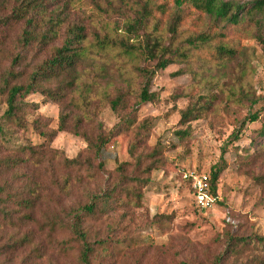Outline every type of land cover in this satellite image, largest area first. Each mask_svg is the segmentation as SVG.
I'll return each mask as SVG.
<instances>
[{
	"label": "rangeland",
	"instance_id": "obj_1",
	"mask_svg": "<svg viewBox=\"0 0 264 264\" xmlns=\"http://www.w3.org/2000/svg\"><path fill=\"white\" fill-rule=\"evenodd\" d=\"M145 2L166 3V11L156 13L158 28L166 29L175 11L172 0L50 1L42 24L57 12L64 23L48 44L29 49H22L18 42L21 23L0 25V88L5 72L12 66L17 72L14 79L23 80L51 47L60 43L66 25L82 22L90 38L102 31L120 38L126 35L124 23ZM181 16L176 42H185L189 33L220 30L224 36L216 37L213 43L221 41L233 47L234 57L223 59L210 49H200L193 50L188 65L176 58L152 78L150 88L157 92L158 99L140 104L136 112L132 108L140 79L129 73L130 64H124L123 76L116 75L109 59L105 77L111 82L110 92L117 88L128 91L124 112L131 113L136 122L118 131L101 150L104 169L97 175L88 177L86 170L61 166L60 155L75 156L85 147L84 139L70 131H59L46 144L39 130L57 128L59 105L42 101L39 92L25 97L26 102H37L38 107L26 109L24 128L10 125L12 141L36 145L50 153L40 165L26 161L0 173V187L5 194L16 199L19 195L29 197L34 191L31 196L38 198L30 207L18 203L20 199L0 205L6 207L0 211V264H79L81 242L72 231V216L94 193L113 185H117L116 197L99 204L81 224L95 250L93 261L214 264V259L225 252L220 264H264V135L259 133L264 130V9L245 15L238 25H226L188 6L182 7ZM16 54L21 55L17 64L11 61ZM177 70L182 72L173 75ZM232 92L237 95L235 99ZM208 96L214 97L210 109L201 118L189 121L188 135L179 138L175 130L185 127L179 123V111L189 101ZM5 108V93L0 89V116ZM91 110V122L83 124L88 132H94L97 124L110 130L121 120L106 101L94 102ZM255 111L259 112L258 119L244 122L241 134L234 139V129ZM74 112L79 113L77 109ZM143 121L150 126L147 136L141 139L137 127ZM69 124L72 126L73 120ZM134 143L138 146L131 155ZM10 146L4 147L1 154H19ZM154 147L160 150L158 157L163 165L150 172L136 204L125 192L133 186L120 183L117 168L120 162H127L130 165L124 174L137 173L135 156L149 153ZM223 149L226 168L217 180L218 203L199 209L181 172L208 173ZM148 162L146 159L145 164ZM230 236H248L252 241L229 252Z\"/></svg>",
	"mask_w": 264,
	"mask_h": 264
},
{
	"label": "trees",
	"instance_id": "obj_2",
	"mask_svg": "<svg viewBox=\"0 0 264 264\" xmlns=\"http://www.w3.org/2000/svg\"><path fill=\"white\" fill-rule=\"evenodd\" d=\"M50 1L56 0H0V25L21 23L18 42L22 49H29L33 45H46L58 36L64 23L58 12L54 16L48 17L43 22L44 26L41 27L47 3ZM59 1L67 4L71 0ZM172 2L175 11L172 13L171 21L166 29L158 28L156 18L157 12L164 13L166 11V3L152 5L145 2L141 3L134 16L124 23L123 30L126 35H121L120 38L109 35L106 31L95 33L90 38L85 24L82 22L71 23L65 26L60 43L52 46L50 53L37 62L23 80L14 79L17 72L12 70L13 66L10 67L2 78L0 88L1 92L5 93L6 103V108L0 116V173L15 169L26 161L40 165L41 162H44L45 155L50 153L36 145L12 141L10 125L24 128L26 126L23 122L26 109L38 107L37 102H26L25 97L31 93L39 92L42 95V101H52L59 105L57 128L39 130L44 136L45 143L50 144L59 131H70L81 136L85 141V147L75 156L68 157L63 153L60 155L61 166L66 169L86 170L88 177L97 175L104 169L101 150L118 131L124 127L132 126L136 122L131 113L124 112L128 91L124 92L117 88L114 92H110L111 82L106 81L105 77L109 70V59L113 61L116 75L123 76L124 64H130L129 73H135L140 79L132 108V112H136L137 106L140 104L152 103L158 99L157 92L150 88L152 78L157 70L174 63L176 58H180L188 65L189 60L193 57V50L210 49L212 54L215 53L223 59H231L236 53L233 47L224 42L213 43L216 37L224 36L220 30L189 33L185 42H176L178 26L182 20V7L193 8L195 11L209 15L226 25H238L245 15L264 9V0H252L248 3L229 0H172ZM40 21L41 24L38 26ZM20 60L21 55L16 54L11 61L17 64ZM181 72V70H177L173 75ZM236 96L234 92L231 93V97L234 99ZM213 99V96L204 97L203 100L197 98L194 101H189L185 108L179 111V123L185 124L184 128L175 130V134L179 138L188 135L189 121L201 118L210 109ZM65 101L67 102L64 104ZM104 101L113 112L118 113L121 120L110 130L106 131L101 124H97L94 132H88L83 128V124L90 123L92 120V104L94 102L104 103ZM75 109L79 113L74 112ZM258 114V111L248 113L239 127L234 129L231 136L238 139L244 122L256 121ZM71 120H73L72 126L69 124ZM149 126L148 121L139 124L137 136L144 139ZM259 133L264 135V130ZM9 145L13 150L19 151V154L2 155L4 147ZM137 146V143L130 146L131 155H134ZM159 153L160 150L154 147L149 153L136 155L137 173L132 175L124 174L129 163L120 162L118 165L120 183H128L129 186H133L125 189L127 196L131 195V202L139 204L140 189L149 181L150 172L163 165L158 157ZM146 159H149L147 164H145ZM225 168L226 160L223 149L219 161L211 165L208 172L209 191L215 196L217 180ZM187 184L189 186L188 182ZM116 186L113 185L110 189L105 188L94 193L90 200L85 202L72 216L70 224L72 231L81 242V248L78 250L79 264H101L92 260L95 250L92 243L87 241L86 231L81 224L86 215L97 210L99 204H107L116 197L114 192ZM33 192L31 191V194ZM31 194L25 198L19 195L15 199L14 195L5 194V191L0 187V205L20 199L18 203L30 207L38 200ZM215 203H218L217 199ZM5 208L0 206V211L4 212ZM248 241L251 242L252 238L230 236L226 251L234 252L236 247L245 245ZM224 255L225 252L217 256L214 259V264H220ZM254 261L252 260V262Z\"/></svg>",
	"mask_w": 264,
	"mask_h": 264
},
{
	"label": "built area",
	"instance_id": "obj_3",
	"mask_svg": "<svg viewBox=\"0 0 264 264\" xmlns=\"http://www.w3.org/2000/svg\"><path fill=\"white\" fill-rule=\"evenodd\" d=\"M182 178L189 183L194 204L199 209H207L215 204L217 196L209 191V176L207 172L185 170Z\"/></svg>",
	"mask_w": 264,
	"mask_h": 264
}]
</instances>
